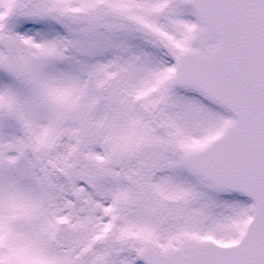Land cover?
I'll use <instances>...</instances> for the list:
<instances>
[{
	"label": "snow or ice",
	"instance_id": "1",
	"mask_svg": "<svg viewBox=\"0 0 264 264\" xmlns=\"http://www.w3.org/2000/svg\"><path fill=\"white\" fill-rule=\"evenodd\" d=\"M0 264H264V0H0Z\"/></svg>",
	"mask_w": 264,
	"mask_h": 264
}]
</instances>
